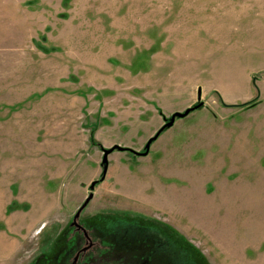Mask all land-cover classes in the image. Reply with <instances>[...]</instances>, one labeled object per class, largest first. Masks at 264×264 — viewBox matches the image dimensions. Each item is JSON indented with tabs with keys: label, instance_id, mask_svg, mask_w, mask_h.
Listing matches in <instances>:
<instances>
[{
	"label": "rangeland",
	"instance_id": "obj_1",
	"mask_svg": "<svg viewBox=\"0 0 264 264\" xmlns=\"http://www.w3.org/2000/svg\"><path fill=\"white\" fill-rule=\"evenodd\" d=\"M95 181L93 264H264V0H0V264H65Z\"/></svg>",
	"mask_w": 264,
	"mask_h": 264
},
{
	"label": "water",
	"instance_id": "obj_2",
	"mask_svg": "<svg viewBox=\"0 0 264 264\" xmlns=\"http://www.w3.org/2000/svg\"><path fill=\"white\" fill-rule=\"evenodd\" d=\"M203 106V103L201 102V90H199L198 93V104L195 105L194 107H191L189 109H187L185 112L183 113H175L170 120L157 132V134L151 138L146 146H145V152L140 153V152H136L132 149L129 148H123L120 146H114L113 148L109 149V150H105L103 149V161H102V167H103V176L101 177L100 181H103L105 179V175L107 174V170H108V157L110 154H112L115 151H120V152H129L133 155L139 156V157H145L149 154L150 152V148L152 146V144L160 137V135L166 130L169 129L171 127H173V125L175 124L177 119H183L186 118L187 116H189L192 112L198 110L199 108H201ZM167 119H165L166 121ZM99 181H95L91 184L90 186V191L91 193L89 194L88 198L86 199V201L84 202V204L79 208V210L77 211V213L75 214L74 218H73V223L76 226L78 225V221L82 215V213L85 211V209L87 208V206L89 205V203L91 202V200L93 199V191L96 187V185L98 184Z\"/></svg>",
	"mask_w": 264,
	"mask_h": 264
},
{
	"label": "flooded vegetation",
	"instance_id": "obj_3",
	"mask_svg": "<svg viewBox=\"0 0 264 264\" xmlns=\"http://www.w3.org/2000/svg\"><path fill=\"white\" fill-rule=\"evenodd\" d=\"M73 222L74 221H72L70 225V228L72 229L71 242L74 239L76 242H72V245L70 244L72 247L68 253L70 257L66 258L65 264H93L88 259L90 258V255L92 256V254H95L96 251L101 248V243L95 241L91 231L81 225L79 221V226L74 225ZM113 263L120 264L119 261H114Z\"/></svg>",
	"mask_w": 264,
	"mask_h": 264
},
{
	"label": "trees",
	"instance_id": "obj_4",
	"mask_svg": "<svg viewBox=\"0 0 264 264\" xmlns=\"http://www.w3.org/2000/svg\"><path fill=\"white\" fill-rule=\"evenodd\" d=\"M251 104V103H250ZM249 103L248 104H244L243 106H248V105H250Z\"/></svg>",
	"mask_w": 264,
	"mask_h": 264
}]
</instances>
